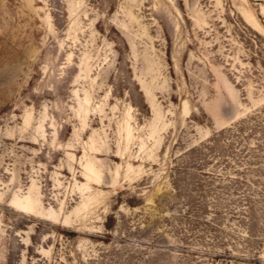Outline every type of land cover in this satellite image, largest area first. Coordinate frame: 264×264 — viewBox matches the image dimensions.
I'll return each instance as SVG.
<instances>
[{
    "label": "rangeland",
    "instance_id": "rangeland-1",
    "mask_svg": "<svg viewBox=\"0 0 264 264\" xmlns=\"http://www.w3.org/2000/svg\"><path fill=\"white\" fill-rule=\"evenodd\" d=\"M0 264H264V0H0Z\"/></svg>",
    "mask_w": 264,
    "mask_h": 264
}]
</instances>
